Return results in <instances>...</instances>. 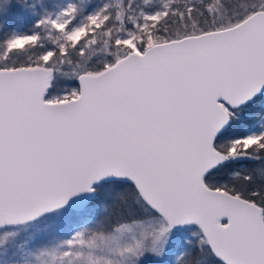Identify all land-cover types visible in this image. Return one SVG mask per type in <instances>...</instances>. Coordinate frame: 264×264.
<instances>
[{
	"label": "snow or ice",
	"instance_id": "snow-or-ice-1",
	"mask_svg": "<svg viewBox=\"0 0 264 264\" xmlns=\"http://www.w3.org/2000/svg\"><path fill=\"white\" fill-rule=\"evenodd\" d=\"M0 264H264V0H0Z\"/></svg>",
	"mask_w": 264,
	"mask_h": 264
}]
</instances>
